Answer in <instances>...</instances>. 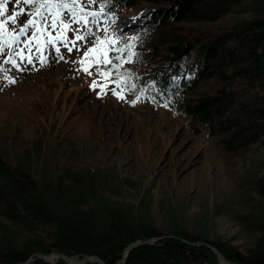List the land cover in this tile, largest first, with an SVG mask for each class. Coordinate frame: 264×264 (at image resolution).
Returning <instances> with one entry per match:
<instances>
[{
    "label": "trees",
    "instance_id": "1",
    "mask_svg": "<svg viewBox=\"0 0 264 264\" xmlns=\"http://www.w3.org/2000/svg\"><path fill=\"white\" fill-rule=\"evenodd\" d=\"M7 7L6 15L19 10L11 0ZM23 7L25 14L17 23L6 25L8 32L33 18L29 14L34 9ZM82 7L100 13L98 21L105 27H111L121 12L137 9L140 24L126 37H118L116 45L123 47L138 37L137 56L120 69L131 73L129 85H136L125 89L127 95L180 115L193 134L203 126L206 135L214 137L222 164L234 165L252 145L264 143V0H78L72 10L83 15ZM41 11L50 15L47 9ZM229 14L239 17L230 25L219 21ZM4 39L11 47L6 44L0 54V68L8 71L9 56L16 63L20 58L11 39ZM190 52L192 58L181 68V58ZM55 149L56 145L34 140L20 155L0 150V264L23 262L30 255L28 264H69L60 258L49 263L35 255L53 251L67 256L86 253L104 264H118L129 242L162 235L152 221L146 193L136 205L113 202L107 195L135 182L88 164L69 169L57 163ZM235 184L240 201L247 205L236 213L238 219L256 233L245 252L220 237L193 235L169 207L166 236L132 248L124 264H220L208 246L179 238L210 243L233 264H264V156Z\"/></svg>",
    "mask_w": 264,
    "mask_h": 264
},
{
    "label": "rangeland",
    "instance_id": "2",
    "mask_svg": "<svg viewBox=\"0 0 264 264\" xmlns=\"http://www.w3.org/2000/svg\"><path fill=\"white\" fill-rule=\"evenodd\" d=\"M137 15L136 8L121 12L111 27L97 19L89 24L95 36L78 41L71 52L62 41L47 43L48 32L56 36L59 27L37 34L39 45L25 43L34 29L20 35L13 49H23L32 63L19 59V67L9 63L10 69L1 72L0 150L20 155L34 140L56 145L60 165L72 169L88 164L135 182L133 187L123 185L120 193L109 191L107 195L113 202L136 205L146 193L152 221L160 233L168 230L167 210L173 207L188 232L206 239L220 237L245 252L256 233L238 219L236 213L245 211L247 205L240 201L235 183L264 156V143L252 145L236 164H222L214 137L207 136L203 126L193 134L183 118L167 108L151 105L139 96L130 97L125 90L120 99L113 89H121L98 75L96 65L89 67V74L83 71L87 61L83 67L79 63L97 36L118 39L136 30L134 26L141 21ZM238 17L229 14L219 21L230 25ZM78 28L84 35L82 25L71 23L65 33L69 40L75 36L72 29ZM193 53L181 58V68ZM99 70L107 68L101 65ZM93 81L97 82L95 89Z\"/></svg>",
    "mask_w": 264,
    "mask_h": 264
},
{
    "label": "snow or ice",
    "instance_id": "3",
    "mask_svg": "<svg viewBox=\"0 0 264 264\" xmlns=\"http://www.w3.org/2000/svg\"><path fill=\"white\" fill-rule=\"evenodd\" d=\"M10 0H0V40L3 42L0 43V54L4 53L5 45L7 44L11 47V44H8V40H5L4 37L7 35L11 42L17 43L19 41L20 35L26 34L29 29H34L32 32V36L27 40L26 46L30 45L32 41H35L37 45L41 43L40 37L37 34H43L48 29H57L58 27L61 31L56 35L52 36L51 32H48V44H55L57 40L62 41L64 46L67 47L68 51H73V48L76 47L78 41H86L88 37L95 36V33L92 32L91 28L89 27L90 23L97 22V19L100 13L97 12H85L84 8L80 9V12L83 15L78 14L76 11L72 10L74 6L78 3V0H72L71 3H55L53 0H11V2L15 3L18 11L14 10L11 14L6 15L8 12V3ZM88 3H94L95 0H87ZM28 6L33 8L34 11L31 12L33 18L27 20V22L23 25V27L16 30L13 28L12 32H8L6 25L11 22L14 26L17 23L18 17L25 14V8L23 6ZM67 9L70 11V16L68 13L62 14L59 9ZM42 9H47L50 13L49 16H45L44 13L41 11ZM52 9H56L55 13L52 14ZM89 17L93 19L90 21ZM65 19L70 20V23H66ZM114 22V21H113ZM71 23L82 25L84 35L80 34L81 29H72L74 31L75 36L72 40H69L66 36V32L70 30ZM104 32L107 33L108 29L105 28ZM138 37H132L129 42H127L123 47H117L116 45L119 43L118 39L114 36L105 35L103 39L100 37H96L95 41L93 42V46L84 50V56L79 61L82 67L85 65L87 61L88 67H83V71L89 72V67L96 65L97 66V74L103 76L105 78L112 77L113 75L116 79L112 80L111 82L116 85V87L120 88L121 91L117 92L115 88L113 89V94L117 95L120 99H123V95L121 94L125 89H134L136 87L135 84L129 85V79L131 78V73L121 72L120 69L126 63H132L133 57L137 56V53L134 51L136 46V41ZM71 45V46H69ZM41 49L38 47L37 51ZM29 51L31 48L29 47ZM56 51L59 52V48H56ZM115 52L117 55L110 56L109 53ZM127 53L126 56L123 54ZM21 60L27 59L29 64L32 63V57L29 55L27 57L24 56V50L21 49L19 52L15 53ZM60 59H63L61 56ZM113 61H116L115 63ZM5 63H11L13 67H19L16 63L15 59L12 56H9L8 60ZM103 65L107 68V71H100L99 66ZM111 65L110 68L107 66ZM6 69L0 68V72H6ZM9 83H15L14 79H9ZM93 89L97 87V82L93 81L91 85ZM103 87L101 91H103ZM135 103V101H133ZM167 106V104L165 105Z\"/></svg>",
    "mask_w": 264,
    "mask_h": 264
},
{
    "label": "water",
    "instance_id": "4",
    "mask_svg": "<svg viewBox=\"0 0 264 264\" xmlns=\"http://www.w3.org/2000/svg\"><path fill=\"white\" fill-rule=\"evenodd\" d=\"M163 236H166V234H162L161 236H158V237H155V236H152L151 238H147V239H140V240H136V241H132V242H129L128 245H126L121 254H120V260H119V263L118 264H124V261H125V256L127 255V253L129 252V250H131L132 248L136 247V246H140L141 244H145V243H150L152 240H155L157 238H162ZM181 241L183 242H187L188 244H191V245H205V246H208L209 249L212 251L213 254L216 255V258L218 260V262L220 264H233L229 261H227L223 255L221 253H219L215 247L213 245H211L210 243H206L202 240H196V241H189V240H184L182 238H179ZM36 257L38 259H42L44 261H47L49 263H54L56 262L57 259H63L65 260L66 262H68L69 264H85L86 261H92V262H97L98 264H104L103 260L100 259L98 256H95V255H89V254H76V255H73V256H67V255H64V254H60L58 252H55L53 251L52 254H51V259H47L45 258V255H42V254H38V253H35ZM31 259V255L23 262H18L16 264H28L29 263V260Z\"/></svg>",
    "mask_w": 264,
    "mask_h": 264
},
{
    "label": "bare ground",
    "instance_id": "5",
    "mask_svg": "<svg viewBox=\"0 0 264 264\" xmlns=\"http://www.w3.org/2000/svg\"><path fill=\"white\" fill-rule=\"evenodd\" d=\"M47 259H51L52 256H45Z\"/></svg>",
    "mask_w": 264,
    "mask_h": 264
}]
</instances>
